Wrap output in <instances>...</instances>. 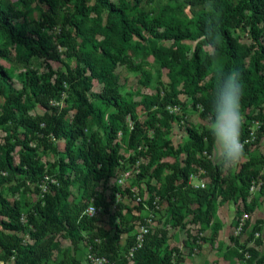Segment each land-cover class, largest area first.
Segmentation results:
<instances>
[{
	"label": "trees",
	"instance_id": "obj_1",
	"mask_svg": "<svg viewBox=\"0 0 264 264\" xmlns=\"http://www.w3.org/2000/svg\"><path fill=\"white\" fill-rule=\"evenodd\" d=\"M88 1L74 0L72 11L65 19L60 20L59 32L55 35L60 45L66 47L65 56L75 63L66 74H58L53 80L48 75L23 74L22 88L17 89L7 82V73L0 66V126H7L12 136L17 137L13 143H0V216L5 218L0 219L2 230L8 233L19 232L26 227L21 221L20 203L10 202L3 196L1 188L16 180L17 185L27 189L28 179L40 182L44 180L43 167L38 164L35 148L28 145V139L43 142L44 146H47L46 141L50 138L66 140V161L60 158L58 163V185L48 181V189L46 187L42 191L39 187L43 193L42 199L28 211L30 241L22 244L21 237L0 231V249L3 251L0 254V264H7L10 257H13L12 264H51L52 261L55 264H78L77 261L70 260L66 253L55 261L52 243L55 235L61 232L69 235L75 243L82 238L81 230H89L88 242L91 251L105 256L110 264H129L126 255H109L110 252L115 254L111 245L107 247V251H99V245L94 240L104 231L97 229L92 232L93 217L81 216L89 197H84L83 202L82 198L78 201L68 199L71 194L68 191L70 185L80 183L88 194L92 182L108 181L112 177L114 168L123 158L117 132L121 127L125 128L124 119L127 114L134 120L131 130L126 132L128 145L137 149L141 142H144L148 146L144 152L136 151L129 160L134 162L138 155L149 154L148 163L141 165V174L152 178H159L166 167L170 169V172L164 175L160 198L168 202L172 224L187 228L185 212L189 211L186 207L188 203L194 205L191 222L204 227L212 222L217 199L236 202L241 198L245 211L253 212L255 209L254 203L248 204L245 201L252 183L260 177L264 164V156L255 155L251 151V146L260 142L264 135V31L259 26L264 24V0H176L174 8L170 7L171 11L175 15H184V7L189 6L190 12L195 16L193 29L181 27L177 22L175 26L170 25L169 31L165 33H160L158 28L161 20L169 13H152L157 0H119L118 3L111 0H93L97 9L107 10L105 24L97 25L94 31L102 36L99 51H96L91 42L92 32L87 26ZM150 14H153L151 18ZM44 16L54 25L55 20L48 12H45ZM16 18L17 13L13 7L5 6L0 0V38L9 37L13 43L25 49L27 57L37 54L46 59L60 58L57 45L51 41L50 35L42 31V25L18 24L15 22ZM237 28L247 30L251 44L242 43L238 36L234 35ZM144 33L148 35V39L144 38ZM78 37L81 42L77 41ZM134 37L139 39L133 46L135 52L142 44L144 46L145 40L155 42L163 38L175 42L176 50L152 44L151 53L162 67L173 71V75L181 76L183 83L190 88V104L194 109L199 108V115L210 122L213 119L211 103L222 75L226 70L240 72L244 87L242 112L247 110L241 129V142L245 146L247 159L230 168L214 163L213 140L208 129L199 130L188 124L184 126L187 141L173 149L170 140L165 138V133L174 119L182 118L173 116L166 110L167 105L178 103L175 86L172 87V94L160 95L157 92L143 100L140 105L143 110L145 108L148 119L141 122L137 118L134 106L122 98L115 75V69L122 60L119 45L130 42ZM185 39H198L190 57H186L178 47ZM33 46H36L35 49ZM204 46H209L211 51L204 53ZM95 52L102 56L103 66L94 63ZM92 79H97L103 84L99 92L91 94L92 97L113 109L107 120L101 110L93 106L84 95L83 88ZM64 91H67L70 102L78 105L70 122L65 118L67 110H59L58 106L50 102ZM24 99L34 100L48 112L41 116L30 115ZM152 106L155 108L152 109ZM253 111H256L255 114H252ZM157 115H164V129L155 126ZM87 118L100 127L102 137L92 135L82 147L73 150L72 144L83 135L82 126ZM252 121L258 122L253 134L250 129ZM149 127L153 129L152 139L145 137ZM19 128L24 130L21 132L22 139L17 134ZM16 146L20 148L17 160L13 155ZM173 150L175 156L183 153L184 157H176L173 164L162 162V156ZM202 152L207 155H199ZM68 168L72 170V179L65 175ZM200 169L204 171L203 174L199 173ZM196 174L209 179L206 188L190 183V176ZM147 187L151 196L144 203L153 209V212L157 211L158 209L153 208L154 187ZM261 188L263 190L264 185ZM114 192L131 194L128 189L121 191L118 187L114 188L112 197H115ZM144 203L138 202L136 209L141 210ZM95 204H99L97 198ZM237 214H240V211H237ZM117 216L123 220L121 211H117ZM214 225L218 226L217 223ZM115 227L119 231L122 229L119 225ZM259 229L256 225L252 230ZM123 230L129 231L130 228ZM161 235L162 237L154 235L148 240L145 239L142 246L134 251L132 264H179L182 257L178 247L165 251L163 256L158 253L157 249L164 244L165 232ZM231 239L237 245L236 255L240 259H243V254L239 252L241 248L250 253V257L245 259L247 264L253 259H256L255 264L264 263V255H259L254 248H245L238 243L237 237ZM133 242L134 237L128 241L129 246Z\"/></svg>",
	"mask_w": 264,
	"mask_h": 264
},
{
	"label": "rangeland",
	"instance_id": "obj_2",
	"mask_svg": "<svg viewBox=\"0 0 264 264\" xmlns=\"http://www.w3.org/2000/svg\"><path fill=\"white\" fill-rule=\"evenodd\" d=\"M2 3L7 6L13 7L17 13L16 23L21 24H40L42 25V31L50 35L51 41L57 45L59 51V59H46L40 55L26 56L25 49L17 46L13 43L9 37L2 36L0 38V66L5 69L7 73V82L17 89H21L23 85V74L33 75H48L51 80L61 73H67V71L75 66L73 60H70L65 56L66 47L60 45V42L55 37L59 32V22L65 19L69 12L73 9L74 0H1ZM118 3L119 0H111ZM176 0H157L152 13L168 12L158 28L160 33L169 31L170 25L175 26L177 22L181 24V27H187L193 29L194 15L190 12L189 6L184 7V15H175L171 11L174 8ZM52 8L50 9V6ZM48 12L50 17L55 20L54 25L49 19H46L44 13ZM137 12V11H136ZM87 26L91 30V42L96 51L100 50V41L102 36L97 34L95 28L97 25H104L106 22L107 10L100 8L97 9L94 6V1L89 0L87 3ZM132 13V12H131ZM153 14H150V18ZM157 15V14H156ZM264 31V24L259 25ZM234 35L238 36L239 40L245 44H251L250 36L247 30L240 28L235 29ZM144 38L148 39V35L144 33ZM138 38H132V40L124 45H119V49L122 50L121 58L116 69L115 75L117 77L118 90L125 102H128L131 106H134L135 114L137 118L143 122L148 119L147 112L143 106L140 105L143 100L148 99L150 96L155 95L157 92L160 95L165 93L172 94V87L177 93V104H169L166 106V110L169 114L182 116L181 119H174L171 122V126L165 133V138L169 139L173 149H176L179 145H183L187 141L184 126L186 124L196 127L199 130L208 129L210 121L202 118L199 113L200 109H194L189 101V87L183 83L180 75H173V71L168 68L162 67L160 62L155 59L151 53V45H162L166 48L174 47L175 42L172 39H157L155 42L150 40L144 42V46L140 47L137 52L133 50L135 42ZM78 42L81 39L77 38ZM153 41V40H152ZM198 39H185L180 42L178 46L180 50H183L186 57H190L193 52ZM36 46H33L35 49ZM209 46H204V53L210 52ZM94 63L97 66H103L104 60L98 53L93 54ZM103 84L97 79H92L87 85L84 86L83 92L87 99L93 106L99 108L103 114L105 120L113 109L109 106H105L99 100L92 97V93H97L102 89ZM69 100V101H68ZM0 102L2 100L0 99ZM53 105L58 106L59 110L66 109L65 118L70 122L77 111V104L70 102L67 91L62 92L59 96L54 97L50 101ZM24 104L27 106V110L32 116H41L45 112H48L40 104L32 99H24ZM174 107L177 110H174ZM155 106H152L154 109ZM247 110L242 112L244 119ZM253 111L252 114H255ZM157 122L155 126L161 129L165 128L164 115H157ZM134 120L130 118V114H127L124 119L125 128L121 127L123 131L120 135L117 134V140L120 143V153L123 158L120 160V164L113 170V175L108 181L100 180L94 181L87 191L83 190L82 184H73L68 187L70 191L69 200L78 201L84 197H89L95 200H99V204H95L99 210L93 215V229L92 232H96L97 229L104 231L102 235L95 238L94 242L99 245V251H107V247L111 245L115 250V254L109 253L112 257L126 255L129 259V264L133 263L132 257L128 256L129 244L128 241L134 237L138 231L139 226L144 222V218L148 217L150 212L142 207L141 210H137L136 196L142 198V202H147L151 196L147 185L154 187L152 195L158 199L159 208L154 211L153 219L150 223V231L146 237V240L154 235L162 237L161 233L165 232L164 244L157 249L158 253L163 256L165 251L178 247L181 252V260L179 264H247L244 259H240L236 255L237 245L233 242L231 237H237L238 243L245 248H254L258 251L259 255H264V189L261 186L264 185V164L261 168L260 177H258L251 185L246 195V203H254L255 209L253 212H247L244 210L243 201L238 198L234 201H220L217 199L214 206V212L211 224L203 226L201 224H193L191 219L193 217L191 211L194 205L188 203L186 207L189 209L185 212V222L187 228H180L172 224L170 209L166 199L160 198L164 187V175L170 172L169 168H165L159 178H152L149 175L141 174V165L148 163L150 159L149 154L138 155L134 162H131L129 158L136 154V151H146L148 146L141 142L140 148L134 149L128 145L127 131H130ZM258 122H251V134L256 130ZM83 135L79 136L71 145L73 150H77L82 147L83 143L89 141L92 135L102 137V130L98 127L90 118H87L83 123ZM145 137L152 139L153 129L147 128ZM23 128L18 129L20 139H22L21 132ZM17 137L12 136L11 131L7 126H0V143L6 141L13 143ZM253 140V138H251ZM144 141V140H143ZM143 143V144H142ZM47 146H44L43 142L38 140L28 139V145L35 148L37 154V161L39 165H42V174L48 175L49 179H55L58 181L57 175L59 174L58 163L60 158L65 157L66 152V140L63 138H50L46 141ZM20 148L16 146L13 152L15 159L17 160L18 152ZM251 151L255 155L264 156V135L260 142L251 146ZM199 155H207L206 152H202ZM176 157H184L183 153H179L177 156L174 154V150L162 156L161 161L166 164H173ZM247 156H244L245 160ZM203 170L200 169L199 173L203 174ZM69 179L73 178L71 168L66 170V174ZM65 178V176H64ZM47 181V180H46ZM28 179L27 189L23 186L17 185V181L9 182L5 184L1 191L3 196L10 202L18 201L19 210L21 212V221L26 229L19 232H6L2 230L0 224V231H5L6 234H14L17 237L22 238V244L30 241V235L28 232V211L32 205L42 199L43 193L40 191V186L47 187L48 183ZM50 181V180H48ZM190 182L192 185L200 188H206L209 182L207 177L195 175L191 177ZM40 187V188H39ZM118 187L121 191L128 189L131 194L124 192H114L115 197H112L114 188ZM37 188V190H36ZM39 189V190H38ZM42 189V188H41ZM154 198V199H155ZM117 211H121L123 214V220L117 216ZM240 211V214H237ZM242 213H247L248 218L244 229L236 234L235 221L236 218ZM4 217L0 216V219ZM5 219V218H4ZM217 223L218 226L214 224ZM115 225H119L120 231L117 230ZM258 225L259 230L253 231L252 229ZM130 228L129 231L123 229ZM253 231V232H252ZM89 230H81L80 235L82 238L78 239L75 243L69 235L61 232L55 235L52 243V249L54 250L55 261L62 258L66 253L68 258L73 261H77L78 264H89L87 259L90 244ZM252 233V234H251ZM196 236L201 237V243L195 254H191L190 249L192 246V239ZM250 238V240H248ZM3 251L0 249V254ZM108 253V252H107ZM256 259H253L249 264H255ZM13 257H10L7 264H12ZM55 264V262H51ZM110 264V263H109Z\"/></svg>",
	"mask_w": 264,
	"mask_h": 264
},
{
	"label": "clouds",
	"instance_id": "obj_3",
	"mask_svg": "<svg viewBox=\"0 0 264 264\" xmlns=\"http://www.w3.org/2000/svg\"><path fill=\"white\" fill-rule=\"evenodd\" d=\"M238 70H226L211 103L213 119L208 131L213 140V162L224 168L238 166L245 156L241 142L244 87Z\"/></svg>",
	"mask_w": 264,
	"mask_h": 264
},
{
	"label": "built area",
	"instance_id": "obj_4",
	"mask_svg": "<svg viewBox=\"0 0 264 264\" xmlns=\"http://www.w3.org/2000/svg\"><path fill=\"white\" fill-rule=\"evenodd\" d=\"M174 110H177V108L174 107ZM121 133H122L121 130H119L117 132L118 135H120ZM138 148H140V147H138ZM193 176H195V175H191L190 179ZM48 180H50L51 183L58 185L57 180L49 179L48 175H45L43 182L44 181L48 182ZM39 186L42 188L43 191L46 189L45 187H43V185H39ZM136 201H137V203L141 202L142 198L138 195V196H136ZM144 208H146L150 212V214L148 215V217L144 218V223H142L139 226L138 231L134 235V242L128 249V256L129 257H132L134 254V251L142 246V244L144 243V241L146 239L148 232L150 231V223L153 219V214H152L153 209H150L148 207V205L145 203H144ZM153 208L155 210H157L159 208L157 198H155L153 201ZM98 210H99V208L95 205L94 200L91 199V201L88 202L87 206L82 211L81 216H84V215L93 216L98 212ZM247 218H248L247 213H242V215H240L236 218V221H235L236 222V224H235L236 234H239L244 229V227L246 225ZM200 243H201V237L200 236H196L195 239H192V247L190 249L191 254L196 253ZM239 252H241L243 254L244 260L248 259L250 257V253L247 250H243L240 248ZM174 256H175V254H173V257ZM87 259L89 261V264H109V261L105 256L98 255L95 251H91V250L88 253Z\"/></svg>",
	"mask_w": 264,
	"mask_h": 264
}]
</instances>
